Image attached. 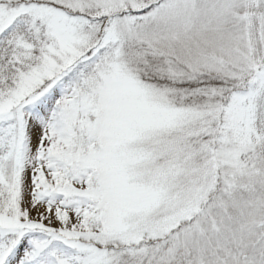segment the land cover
I'll return each mask as SVG.
<instances>
[{
	"label": "snow or ice",
	"instance_id": "obj_1",
	"mask_svg": "<svg viewBox=\"0 0 264 264\" xmlns=\"http://www.w3.org/2000/svg\"><path fill=\"white\" fill-rule=\"evenodd\" d=\"M0 264H264V0H0Z\"/></svg>",
	"mask_w": 264,
	"mask_h": 264
}]
</instances>
